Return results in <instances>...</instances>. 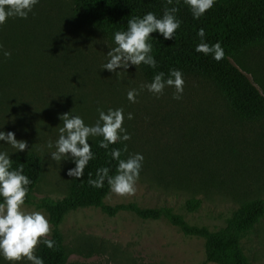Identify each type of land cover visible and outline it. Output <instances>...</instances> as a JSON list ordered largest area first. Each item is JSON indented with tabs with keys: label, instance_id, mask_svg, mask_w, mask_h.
<instances>
[{
	"label": "rangeland",
	"instance_id": "obj_1",
	"mask_svg": "<svg viewBox=\"0 0 264 264\" xmlns=\"http://www.w3.org/2000/svg\"><path fill=\"white\" fill-rule=\"evenodd\" d=\"M73 9L74 0H39L27 19L9 18L0 26V45L11 53L0 52V130L28 143L24 152L13 153L0 141V151L10 159L32 153L43 161L42 181L25 211L43 213L50 224L47 238L53 235L50 214L39 205L68 195L74 178L67 171L75 167L50 159L54 149L47 143L58 138V116L71 111L91 125L97 109L123 108L122 126L131 137L123 142L127 158L140 153L144 160L135 193L110 192L104 204L168 210L192 228L225 234L241 204L264 200V120H237L201 78H183L182 98L174 100L170 87L159 98L148 92L143 86L150 81L140 67L119 76L103 70L114 45L77 22ZM235 64L264 92V48ZM131 89L139 93L135 103L127 99ZM191 199L201 200L197 209ZM60 232L67 264H207L206 240L185 235L165 215L144 220L127 210L110 216L101 208H83L65 217ZM241 245L249 264H264V218ZM0 264L7 262L0 258Z\"/></svg>",
	"mask_w": 264,
	"mask_h": 264
},
{
	"label": "trees",
	"instance_id": "obj_2",
	"mask_svg": "<svg viewBox=\"0 0 264 264\" xmlns=\"http://www.w3.org/2000/svg\"><path fill=\"white\" fill-rule=\"evenodd\" d=\"M171 7L178 9L176 17L181 21L180 27L172 40L165 41L158 33L151 34L155 38L151 41V54L157 61V67L139 66L146 79L151 82L159 72L167 77L171 69H178L183 78H201L211 83L237 120L247 123L263 121L264 92L235 62H239L249 51L264 48V0H215L213 7L199 19L193 18L184 0H172L171 4L167 0H74L73 11L77 22L96 30L114 45L113 33L126 31L129 19L143 17L147 12H153L159 18L165 8ZM200 29L205 34L203 42L209 45L219 42L224 49V57L219 62L211 55L195 50L201 43L197 35ZM100 139L91 144L94 159L84 169L83 177L74 178L71 182L68 195L60 201L46 198L39 205L50 214L54 227L53 235L47 238L55 241L54 247L49 249L41 243L37 250V256L43 259L44 264L68 263L60 226L69 213L90 207L101 208L110 216L121 210L132 211L144 220H158L165 215L185 235L206 240L207 264H249L241 239L264 218L263 199L241 204L234 223L225 234H215L206 228H192L168 210H141L135 205L106 206L104 201L111 192L107 181L102 188L88 184L89 173L95 179L98 168H109V175L116 173L118 162L112 159L110 150L98 146ZM111 148L120 149V159H127V148L125 151L123 142L118 141L110 145ZM11 160L12 168L22 167L23 174L32 181L25 198V205H29L43 178V161L32 153L19 154ZM190 204L197 209L201 200L191 199Z\"/></svg>",
	"mask_w": 264,
	"mask_h": 264
},
{
	"label": "clouds",
	"instance_id": "obj_3",
	"mask_svg": "<svg viewBox=\"0 0 264 264\" xmlns=\"http://www.w3.org/2000/svg\"><path fill=\"white\" fill-rule=\"evenodd\" d=\"M169 4L172 0H167ZM39 0H0V26L9 18L27 19L33 12ZM194 19H199L213 7L215 0H184ZM176 7L165 8L163 15L157 17L153 12H147L143 17H132L127 21L126 31L113 33L114 47L106 54L107 62L102 65L103 70L117 76L127 72L130 67L136 69L146 65L152 69L157 67V61L151 54L155 38L151 35L158 33L165 41L175 38L176 30L181 21L177 19ZM197 35L201 43L196 46V51L204 55H211L212 59L219 62L224 57V49L219 42L209 45L203 42L204 30L200 29ZM0 52L4 57H9L10 52ZM121 70V71H118ZM148 92L159 98L170 87L174 89L173 99L180 100L184 91L183 74L178 69H171L165 73L159 72L153 76L152 81L143 86ZM139 93L136 89L127 92L129 102L135 103ZM98 119L94 124L87 125L79 115H71V111L58 116L62 126L58 128V138L53 143L49 141L47 148L50 159L55 162L69 161L75 165L67 171V176L81 179L84 169L89 161L94 159V153L89 144L90 137H101L98 146L110 150L113 160L117 161L116 173L109 175V168L97 169L96 178H91L89 173L88 184L94 188H102L105 181L112 193L119 196H131L136 191V182L139 179L144 157L140 153L131 154L124 160L120 159L121 150L111 148L110 145L118 141L130 140L127 129L123 127L125 120L123 108L111 109L107 112L97 109ZM127 119H133L131 113ZM0 141L11 146L13 153L24 152L28 148L25 140H17L14 132L0 130ZM126 151V145H125ZM12 160L6 151H0V258L7 264H20L28 261L31 264H44L42 258L35 255V249L42 243L52 249L54 240L47 239L50 233V224L46 216L39 211H25V198L32 181L26 176L22 167L12 168Z\"/></svg>",
	"mask_w": 264,
	"mask_h": 264
}]
</instances>
